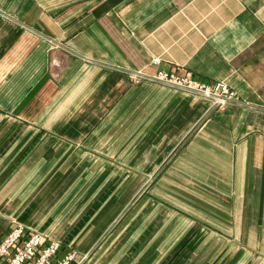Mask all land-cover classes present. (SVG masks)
Here are the masks:
<instances>
[{
  "label": "crops",
  "instance_id": "obj_1",
  "mask_svg": "<svg viewBox=\"0 0 264 264\" xmlns=\"http://www.w3.org/2000/svg\"><path fill=\"white\" fill-rule=\"evenodd\" d=\"M159 70L237 101L131 80ZM18 224L72 264H264V0H0V242Z\"/></svg>",
  "mask_w": 264,
  "mask_h": 264
},
{
  "label": "built area",
  "instance_id": "obj_2",
  "mask_svg": "<svg viewBox=\"0 0 264 264\" xmlns=\"http://www.w3.org/2000/svg\"><path fill=\"white\" fill-rule=\"evenodd\" d=\"M159 58L153 59L158 65ZM133 81L151 79L176 88L193 91L207 98L219 107L237 101V92L224 80L215 84H207L187 75L159 70L154 74L144 71L132 72ZM61 244L58 241L46 242L45 236L38 231L26 232L23 224H18L10 230L0 242V264H72L77 259L75 251H68L55 259Z\"/></svg>",
  "mask_w": 264,
  "mask_h": 264
},
{
  "label": "rangeland",
  "instance_id": "obj_3",
  "mask_svg": "<svg viewBox=\"0 0 264 264\" xmlns=\"http://www.w3.org/2000/svg\"><path fill=\"white\" fill-rule=\"evenodd\" d=\"M156 58H158V57H156ZM160 59V58H159ZM131 80H132V82H134V83H138V82H141L142 80H144V79H142V80H140V81H133V79H132V77H131ZM149 80H151V79H149ZM155 81V80H154Z\"/></svg>",
  "mask_w": 264,
  "mask_h": 264
}]
</instances>
